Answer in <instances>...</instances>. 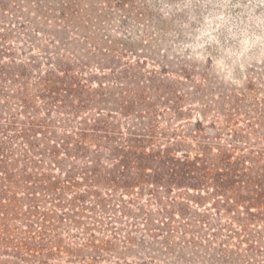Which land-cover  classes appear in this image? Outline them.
I'll use <instances>...</instances> for the list:
<instances>
[{
	"label": "trees",
	"instance_id": "obj_1",
	"mask_svg": "<svg viewBox=\"0 0 264 264\" xmlns=\"http://www.w3.org/2000/svg\"><path fill=\"white\" fill-rule=\"evenodd\" d=\"M126 1L116 0V6ZM29 2L37 8L24 9L37 18L18 10L27 19L19 26L32 28L22 33L24 39L0 34V264H48L56 254L53 247L70 253L59 246L56 223L69 220L79 230L81 218L97 222L84 213L127 217L129 207H137L145 196L156 203L163 220H156L157 226L147 213L138 219L148 227L147 236L172 241L171 255L173 240L182 238L178 235L202 237L192 230L202 226L191 225L190 209L212 197L219 216L216 253L222 257H214V264H253L254 258L264 264V109L241 111L247 97L239 93L233 99L235 111L216 112L213 134L202 120L191 130L185 125L162 129L156 99L178 105L180 98L164 77L168 65H159L158 73L143 71L139 61L121 63L125 54H134L135 24L124 22L131 38L102 48L103 39L87 33L88 23L99 20L93 8L82 14L72 1L59 3V9L51 7V0H40L44 8ZM5 7L0 1V11ZM154 24L165 26L157 18ZM67 30L85 34L82 40L94 44V53L76 50ZM28 31L62 47L49 51L38 40L29 41ZM177 37L161 40L168 52L183 45L181 30ZM170 110L164 112L173 121L183 116L178 107ZM54 171L64 179L53 176ZM46 204L75 216L63 212L56 221L44 210ZM111 220L107 225L113 226ZM198 223L204 225V219ZM119 234L111 231L113 238ZM83 235V247L104 258L108 243L96 245L89 228ZM193 243L192 254L202 263Z\"/></svg>",
	"mask_w": 264,
	"mask_h": 264
},
{
	"label": "rangeland",
	"instance_id": "obj_2",
	"mask_svg": "<svg viewBox=\"0 0 264 264\" xmlns=\"http://www.w3.org/2000/svg\"><path fill=\"white\" fill-rule=\"evenodd\" d=\"M0 1L6 4L5 11H0V34L11 32L23 40L22 33H25L26 29L31 30L32 28L30 25H26V29L23 30L19 26V23H26L27 19L20 18L19 16L22 14L18 10H21L26 16L37 18L36 15H31L27 9H24L28 7L34 11L37 5H32L29 0ZM70 1L76 5L75 12L84 14L82 9L93 8V17H98L99 20L96 22L93 18L88 25L86 24V27L89 35L95 33L103 39L98 47H108L112 40L123 42L131 38L129 28L124 26V22L135 24L139 38L131 41L134 54H125L121 63L139 61L143 71L158 73L159 65L164 67L168 65V75H164V77L166 76L167 84L176 90V96L180 100L178 105H174L167 104L166 100L162 98L156 99L157 111H163L159 118L162 129L185 125L191 130L196 120H202L206 131L213 134L210 125L217 115L216 112L235 111L232 106L233 99L236 98V95L239 97V93L245 94L247 97L245 102L247 107L241 111L264 109V59L259 58L258 50L254 49L250 53L253 58L236 68V83H224L213 71L214 63L224 50L236 51L242 45L243 39L251 34H259L260 28L256 24V18L264 14V0H128L121 8L116 6V0H51L50 5L59 9V3ZM36 2L44 8V4H41L40 0H36ZM167 3L172 7H167ZM225 3L228 5L226 9L215 7V5ZM253 5H255L254 8ZM140 13H143V16H140ZM220 14L227 18L226 28H230L233 34H229L226 29L219 27V21H213L211 27L208 28L209 35L205 37L203 31L207 27L206 20L213 19ZM156 18L161 20L165 26H155ZM3 20L10 26L2 24ZM53 24L63 25L62 22H56V24L51 22L49 25ZM61 30L64 31V29ZM179 30L182 31L183 45L179 46L175 52L170 53L161 40L177 41ZM72 31H65V36L70 39L72 44L74 43L75 49L79 51L83 49L85 53H94L92 49L94 44L82 40V36L85 34L81 31H73L78 34L75 36L71 34ZM146 34L148 37H144ZM27 35L31 36L29 41L38 40L49 51H58L62 47L61 44L52 46L43 35L38 36L31 31H28ZM118 49H121V46ZM34 55H37V52ZM146 58L149 59L145 60ZM152 60L156 62H152ZM161 95L177 101L174 95ZM175 107H178V111H181L183 116L173 121L164 111H171L170 109ZM53 176L64 179L58 171H54ZM149 200V196L142 197L138 201L137 207H129L130 215L122 216L120 219L113 218L111 220L105 219V216L102 215L94 216L84 213V216L94 217L97 222L92 225L94 220L81 218L79 219L81 222L79 230H76L69 220L63 224L56 223L60 240L59 246L62 251L70 250V253H60L53 247V252L58 255L51 256L48 264H214V257L222 259L216 253L219 251L220 241L214 239V228L217 227L219 216L215 215L212 197H206L205 201L201 203V207L197 208L194 205L190 209L191 225L202 226L201 228L193 227L192 230L201 231L202 237L178 235L182 238L173 240L174 255L169 253V244L172 241L161 237L147 236L148 227L144 221L138 219L147 213L157 226L160 225V222L157 221L163 220L158 211L159 207L155 202ZM43 208L52 213L56 221L57 216L66 211L65 209V211L55 209L49 204L43 205ZM65 213L71 214L70 217L75 216L70 211ZM118 215L120 216V213ZM200 219H204V225L198 223ZM109 220L113 226L107 225ZM220 222L225 224L226 219L223 218ZM16 225L18 224L16 223ZM84 228L91 229L96 245L102 247V243H108L106 247L108 251L103 253L104 258L97 259L93 250L83 247L86 243V236L83 235ZM112 230H117L120 233L117 238L111 237ZM72 235H76V238H73ZM126 238H130L132 243L127 244ZM193 242H195L196 252L202 259V263L192 254ZM214 242L217 244L215 245ZM177 252L180 253L177 254ZM176 254L183 257L184 260L175 257ZM254 260L253 264L261 262V259L258 258H254Z\"/></svg>",
	"mask_w": 264,
	"mask_h": 264
},
{
	"label": "clouds",
	"instance_id": "obj_3",
	"mask_svg": "<svg viewBox=\"0 0 264 264\" xmlns=\"http://www.w3.org/2000/svg\"><path fill=\"white\" fill-rule=\"evenodd\" d=\"M220 9H226L228 5L218 4L215 5ZM255 5H253V8ZM213 21H219V27L226 29L229 34H233L230 28H226L227 18L220 14L216 15L213 19L206 20L207 27L204 29V36L209 35L208 28L211 27ZM256 24L260 28L259 34H251L243 39L242 45L236 50H224L217 58L213 66V71L224 83H236L235 70L241 67L246 61L252 59L250 53L256 49L260 59H264V14L256 18Z\"/></svg>",
	"mask_w": 264,
	"mask_h": 264
}]
</instances>
